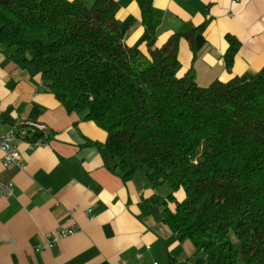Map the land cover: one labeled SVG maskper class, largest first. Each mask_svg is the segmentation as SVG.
Returning a JSON list of instances; mask_svg holds the SVG:
<instances>
[{
	"label": "trees",
	"instance_id": "trees-1",
	"mask_svg": "<svg viewBox=\"0 0 264 264\" xmlns=\"http://www.w3.org/2000/svg\"><path fill=\"white\" fill-rule=\"evenodd\" d=\"M136 1L143 30L129 44L117 0H0V47L106 131L124 179L145 167L152 187L169 184L144 202H160L177 237L199 248L197 264H264V67L207 84L192 67L178 74L180 39L193 47L197 28L158 43L153 0ZM225 38L231 72L241 41Z\"/></svg>",
	"mask_w": 264,
	"mask_h": 264
},
{
	"label": "crops",
	"instance_id": "crops-1",
	"mask_svg": "<svg viewBox=\"0 0 264 264\" xmlns=\"http://www.w3.org/2000/svg\"><path fill=\"white\" fill-rule=\"evenodd\" d=\"M153 15L158 43L197 28L193 47L180 39L177 73L192 67L199 84L248 78L264 67V0H153ZM117 17L125 41L136 42L143 30L137 1L117 0ZM226 32L241 41L231 72L223 59ZM29 120L46 123L50 135L34 130L35 139H15L23 166L0 161V179L14 188L0 198V264H197L199 248L177 237L160 202H144L159 185L151 186L142 167L124 179L112 168L106 131L68 110L12 47H0V132ZM72 224L73 233L36 248L51 229Z\"/></svg>",
	"mask_w": 264,
	"mask_h": 264
},
{
	"label": "built area",
	"instance_id": "built-area-1",
	"mask_svg": "<svg viewBox=\"0 0 264 264\" xmlns=\"http://www.w3.org/2000/svg\"><path fill=\"white\" fill-rule=\"evenodd\" d=\"M237 1V0H232ZM43 131L49 132V127L46 123L36 121V120H29L28 122L18 121L15 122L14 127L10 130L0 132V161L4 165L9 164H18L23 166V160L21 158L18 143L15 140L20 136H24L26 138H30L33 134V131ZM37 141H40L37 140ZM14 194V188L11 182L4 181L0 179V198L1 197H9ZM73 210V208H71ZM90 210V208H88ZM76 230L75 224L68 225V226H58L54 229H51L47 233V238L38 244L36 248L41 247H50L56 240L73 233ZM13 240V239H12ZM110 264H125L121 260H114Z\"/></svg>",
	"mask_w": 264,
	"mask_h": 264
},
{
	"label": "rangeland",
	"instance_id": "rangeland-1",
	"mask_svg": "<svg viewBox=\"0 0 264 264\" xmlns=\"http://www.w3.org/2000/svg\"><path fill=\"white\" fill-rule=\"evenodd\" d=\"M85 1H86L87 3H90L91 0H85ZM263 101H264V98H263ZM33 137H34V135H33L31 138H33ZM28 138H29V137H28ZM138 170H140V169H138ZM142 170L144 171V170H145V167H142ZM137 172H138V171H137ZM179 190H181V191L184 192L183 188H180ZM156 191H157L159 194L165 196V195L170 191V186H169L168 183H162V184H160V185L156 188ZM229 239L232 240V237H230ZM237 257H239V255H237Z\"/></svg>",
	"mask_w": 264,
	"mask_h": 264
}]
</instances>
